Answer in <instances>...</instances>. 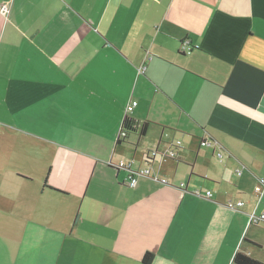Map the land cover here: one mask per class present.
<instances>
[{"label": "crops", "instance_id": "obj_1", "mask_svg": "<svg viewBox=\"0 0 264 264\" xmlns=\"http://www.w3.org/2000/svg\"><path fill=\"white\" fill-rule=\"evenodd\" d=\"M5 3L0 264L264 262V0Z\"/></svg>", "mask_w": 264, "mask_h": 264}, {"label": "built area", "instance_id": "obj_2", "mask_svg": "<svg viewBox=\"0 0 264 264\" xmlns=\"http://www.w3.org/2000/svg\"><path fill=\"white\" fill-rule=\"evenodd\" d=\"M9 11H10V6L8 3H5V4H0V14L2 16H8L9 14ZM198 48V46H196ZM195 47H193L192 45H190L189 43L187 42H183L182 45H181V50L180 52L182 54H191L192 51L194 50ZM146 66H143V67H140L138 69V73L139 74H144L145 71H146ZM138 107V102L134 101V102H131L128 106H127V114H131L134 112V110ZM169 135L168 134H165L164 137L167 138ZM120 139H125L127 138V133L126 132H120ZM181 145V142L177 141L175 143L172 144V147H175V148H178L179 146ZM203 145H206V142H203ZM157 153H152L151 156H156ZM176 156V151L175 150H172L170 151V154H169V157L171 158H175ZM221 153H219V157L221 158ZM132 166H133V163L132 162H126V161H122L118 164V168H123V169H126L128 170L130 173L128 175V178H127V186L130 187V188H135L140 179L141 178H144V177H151V170L150 169H144V170H141V171H138V172H133L132 171ZM238 175H241V173H238ZM155 180L157 181H160L164 184H167L168 181L166 179H159L157 176H152ZM256 191L257 192H262L264 191V180H261L260 182V186L258 188H256ZM206 197L207 198H210L212 197V194L211 192H207L206 193ZM245 206V202L243 201H229L227 203V207L230 209V210H238V209H241ZM261 220H264V215L261 216V218H258L256 217L255 215H252L251 216V223H255V224H258Z\"/></svg>", "mask_w": 264, "mask_h": 264}, {"label": "trees", "instance_id": "obj_3", "mask_svg": "<svg viewBox=\"0 0 264 264\" xmlns=\"http://www.w3.org/2000/svg\"><path fill=\"white\" fill-rule=\"evenodd\" d=\"M147 126L148 125L145 124L142 127V129L140 131L141 137L145 136V134L147 133ZM135 130H136V127H135V124L133 123V121L126 118L125 121L123 122L121 132H126L127 136H128V134L134 132ZM45 185L47 187L46 183H45ZM153 260H154V254L147 253L143 258V264H151L153 262ZM233 264H264V262L255 260V259L251 258L250 256L239 252L235 255L234 260H233Z\"/></svg>", "mask_w": 264, "mask_h": 264}]
</instances>
